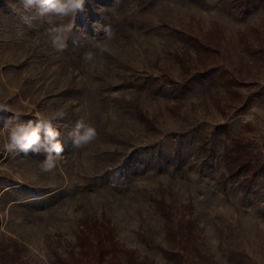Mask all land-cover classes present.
I'll list each match as a JSON object with an SVG mask.
<instances>
[{
    "label": "rangeland",
    "instance_id": "obj_1",
    "mask_svg": "<svg viewBox=\"0 0 264 264\" xmlns=\"http://www.w3.org/2000/svg\"><path fill=\"white\" fill-rule=\"evenodd\" d=\"M242 1L84 0L29 23L0 0V264H264V0ZM14 112L64 113L53 172L45 146L4 150ZM77 121L97 136L75 149Z\"/></svg>",
    "mask_w": 264,
    "mask_h": 264
},
{
    "label": "clouds",
    "instance_id": "obj_2",
    "mask_svg": "<svg viewBox=\"0 0 264 264\" xmlns=\"http://www.w3.org/2000/svg\"><path fill=\"white\" fill-rule=\"evenodd\" d=\"M84 0H21L26 12H31V17L26 18V22L54 14L57 17H65L71 15L78 10L83 9ZM34 10V11H33ZM50 37V44L56 52H64L68 47V40L73 31V24L59 23L52 25L47 30ZM105 38L98 41L94 47L100 55L104 53H112L108 41L111 40L112 34L108 28H103ZM85 64L95 63V57L92 52L84 54ZM12 119L7 121L4 128L8 130L7 142L4 150L9 153H27L30 150L38 151L41 146H45L49 153L47 157L39 162V167L43 173H51L57 167V158L63 153V144L58 139L60 133L53 127V121L62 119L63 112H55L51 118L41 117L37 114V122L29 121L27 123L20 122L22 113L14 112ZM43 132V138L41 133ZM73 139L74 148H83L92 142L97 136L96 128L84 121H77L74 129L69 133ZM54 153V154H53Z\"/></svg>",
    "mask_w": 264,
    "mask_h": 264
},
{
    "label": "trees",
    "instance_id": "obj_3",
    "mask_svg": "<svg viewBox=\"0 0 264 264\" xmlns=\"http://www.w3.org/2000/svg\"><path fill=\"white\" fill-rule=\"evenodd\" d=\"M249 1L245 0L242 1V7H244V10L248 9V5H250L248 3ZM238 143V141H237ZM235 149V152L231 155H229V165H230V171L232 172L231 174H235L236 171L238 169H241L242 167H245L246 165H250L249 164V157H248V152H245L246 150H243L242 145L239 144H235V146L233 147ZM231 147L227 148V152H229L228 150H230Z\"/></svg>",
    "mask_w": 264,
    "mask_h": 264
}]
</instances>
